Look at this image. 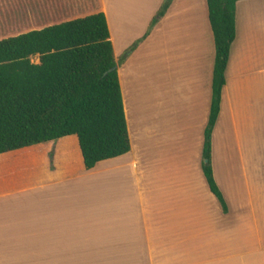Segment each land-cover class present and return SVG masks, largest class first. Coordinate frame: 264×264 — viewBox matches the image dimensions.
<instances>
[{
  "label": "crops",
  "instance_id": "1",
  "mask_svg": "<svg viewBox=\"0 0 264 264\" xmlns=\"http://www.w3.org/2000/svg\"><path fill=\"white\" fill-rule=\"evenodd\" d=\"M163 1L102 0L128 153L87 170L78 138L70 135L0 154V161L12 165L0 166V264H264V33H252L247 20L240 28L238 5L244 0L238 1L211 139L223 212L202 172L214 61L206 0H172L149 29ZM142 6L149 9L144 20ZM186 14L191 34L187 43L175 44L178 55L181 46L183 51L169 68L166 92L152 89L162 98L156 103L165 99L161 105L174 106L172 112L168 108V125L163 123L168 112L135 116L133 85L145 76L135 57L164 22ZM196 119L203 130L195 146L183 141L182 127L193 129ZM138 133L143 140L135 145ZM156 137L162 152L157 156ZM185 149L186 158L174 154ZM18 161L22 169L16 170Z\"/></svg>",
  "mask_w": 264,
  "mask_h": 264
},
{
  "label": "trees",
  "instance_id": "2",
  "mask_svg": "<svg viewBox=\"0 0 264 264\" xmlns=\"http://www.w3.org/2000/svg\"><path fill=\"white\" fill-rule=\"evenodd\" d=\"M238 1L206 0L214 61L202 172L223 212L227 206L213 177L211 139L236 37ZM171 2L163 1L149 29ZM70 135L78 138L87 170L131 148L102 0H0V154Z\"/></svg>",
  "mask_w": 264,
  "mask_h": 264
},
{
  "label": "rangeland",
  "instance_id": "3",
  "mask_svg": "<svg viewBox=\"0 0 264 264\" xmlns=\"http://www.w3.org/2000/svg\"><path fill=\"white\" fill-rule=\"evenodd\" d=\"M181 3V2H180ZM144 5V4H143ZM141 12V19L144 20L148 16V11L149 9H146L145 6H142L139 10ZM238 11H239V17L238 20L240 22V28H241V20L243 21V24L245 25V21L247 20L248 26L251 27V31L254 34L257 33H264V0H253L250 3H247V0L239 2L238 5ZM188 20V22H187ZM206 20H207V15H206ZM196 22V20H195ZM144 24V23H142ZM14 27V26H12ZM239 28V29H240ZM197 30V29H196ZM193 31V29H192ZM188 33L191 34V22H190V17L188 14L184 17V19H181L179 17L172 18L169 22H164L161 30L159 33H157L153 40L148 43L145 47H143L139 53L135 57V63L137 64V67L145 73V76L140 82V85L137 87L138 90H136L135 86L134 87V94H133V109L135 108V111H133L136 115L135 116H140L143 114H151L152 112H163L167 113L163 116H165L164 120V125H168V117H169V111H173L174 106H169V104H164L161 105L162 103H165V99L160 102L156 103L155 99L156 98H161L160 96L157 97L156 93L152 90H156V87L160 88L163 92H166L167 89V82L168 79H170L171 74L169 73V68L172 65H175L173 62L174 58H180L182 56V51L183 48L181 46L180 49H178V53L176 51L175 44L180 41V43H187L188 40ZM213 48V47H212ZM185 59V58H184ZM31 61L33 63H39V59L37 56L31 57ZM182 61V59H181ZM179 62V61H178ZM139 83V81L137 82ZM161 90L159 92H161ZM162 99V98H161ZM160 99H157L159 102ZM152 101V102H151ZM194 106H192L193 108ZM179 109L178 112L176 113L179 114ZM192 114V113H191ZM198 119L199 115H196ZM193 118V117H192ZM198 119L192 120L190 122L191 126L194 125L192 124L193 122L195 123L193 129H191L190 136H188V131L190 129H186V127H182L184 130L183 132V141L186 143L188 141L191 142V145L196 146V143L199 141L201 133H202V126H199ZM227 119H224L222 121V127L224 126V122H226ZM200 122H202V118L200 119ZM184 123H187L186 120ZM137 134V136L132 137L133 143L136 145L138 143V139L142 142L143 136ZM202 137V136H201ZM135 138L137 141H135ZM182 139V138H181ZM160 138H155L153 141L156 142L153 144V153L157 156V152L162 153L159 150V142ZM178 144V142H176ZM172 144V142L166 143V145ZM176 144V145H177ZM186 148V147H185ZM186 149L185 152H180L176 151L174 152L175 155H180V157L184 154V157L186 158ZM14 159V157L12 158ZM16 159V158H15ZM11 161V160H9ZM0 166L1 167H8L12 169V165L8 163V161H0ZM14 169H22L21 162H16V165ZM131 177V176H127Z\"/></svg>",
  "mask_w": 264,
  "mask_h": 264
}]
</instances>
